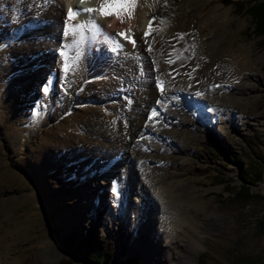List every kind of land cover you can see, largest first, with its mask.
<instances>
[{
	"label": "bare ground",
	"instance_id": "bare-ground-1",
	"mask_svg": "<svg viewBox=\"0 0 264 264\" xmlns=\"http://www.w3.org/2000/svg\"><path fill=\"white\" fill-rule=\"evenodd\" d=\"M10 1L0 0V7L8 6ZM44 1L16 0L15 4L20 13L27 10L29 4L34 9L36 3L39 5ZM66 1L71 10L79 13L75 18H80L79 21L84 24L88 16L83 18L81 7L86 4L89 8L91 2L93 6L99 3L113 13L120 11L123 22L115 14L104 15L99 24V33L95 31L92 35H85L83 31L84 39L80 42L81 34L78 32L74 36L69 31L78 24L64 14L62 0H47V4L40 8L46 17L45 22L49 24L42 34L34 32L28 35L30 30L27 31V28H37V23H40L37 18H32L34 13L32 20L29 19L31 15L28 20L20 17L22 24L19 30L11 17H5L10 27H0V90L1 86L6 88L8 74L19 70L21 73L16 81L20 82L22 94L12 95L11 99L5 100L8 94L3 89L0 91L2 141L7 143L13 158L17 156V160L11 162V169L0 175V186L16 187L10 201L0 203V264L59 262L64 249L55 234L47 230L38 234L39 230L29 227L33 210L41 207L43 213L51 211L56 204L54 200L60 201L69 195L73 198L76 196L75 203L80 198L88 201L91 198L89 194L75 193L78 182H90L98 187L99 176H104V179L109 176L119 178H115L111 188L118 213L112 215L111 225L115 220L117 224L124 222L131 227L133 239L124 242L126 249L132 251L144 248L146 254L161 263L164 259L169 261L171 257L179 259L181 254L180 264H190L207 225L203 226L202 221L188 214L187 208L206 211L204 196L208 192L198 176L199 165L188 160L190 148L205 140L209 122L220 121L232 127L234 110H246L252 104L253 101L248 97V90L253 89L251 76L260 72L259 62L263 57L256 54L253 47L232 44L243 26V20L239 21L238 30L232 31L231 10L223 9L221 5L208 7L219 0H135L130 18L121 8L128 0H110L108 5L104 0ZM61 31L69 33L63 35L66 37L62 41ZM21 33H24V38L14 46L16 49L6 50V44L21 37ZM119 33L129 34L130 43L122 45L113 42L120 37ZM178 34H183V39ZM31 37L34 39L31 40ZM103 42L110 49H119V55L123 54V57L106 58L103 44L100 45ZM23 43L29 51H33L35 63H32L33 58L27 61L23 57L29 52ZM43 48L52 58L55 52L59 54L61 51L66 52L67 57H56L57 63L53 64L48 57L42 56L40 50ZM70 53L74 54L72 58L68 56ZM9 54L16 65L5 63L4 58ZM140 60L144 61L142 67L138 66ZM168 60L175 62L166 63ZM65 62L69 65L67 72L64 69ZM223 64L236 69L231 74L222 75L220 65ZM58 67L61 71L59 75L63 76L57 77ZM100 69L103 70L100 72ZM139 69L150 79L155 76L164 82L163 94L157 89L143 88L137 76ZM97 73L101 76L97 77ZM90 74L92 79L95 78L92 85L88 86L92 88L90 95L96 102L94 104L112 100L107 107L109 114L103 113L101 109H96L92 114L69 112L75 98L86 94L87 88L75 97L77 89L83 88ZM41 75H45L44 80ZM40 80H48L50 90L58 81L55 98L50 91L49 95L45 93L49 100H36L40 95L35 93V86ZM16 81L14 84H17ZM119 94L126 95L132 103L127 104L116 97ZM188 101L193 103L190 113L182 108V102ZM126 104L130 105L129 108H126ZM23 107L27 108L26 113H23ZM172 107L179 109L174 111ZM154 110L158 115L153 116ZM178 112L184 114L178 117ZM195 117L198 124L193 121ZM187 123L195 124L190 127ZM79 129L81 136L77 134ZM76 140L79 147L73 145ZM174 142L181 145H175ZM118 148L121 149L119 154L123 151L126 155V164L121 163L122 160L117 163L119 155L115 156L111 152ZM159 149L166 152L164 160L159 162L166 164L151 168L154 164L147 163L153 157L151 150ZM31 151L36 160L26 162V159L31 158ZM92 151L94 155L87 158ZM98 159H106L108 164L98 163ZM21 161H25L24 168L19 165ZM52 170L57 178L52 177ZM29 176H32V180ZM27 186L33 191L23 192L22 187ZM86 188L82 187V191ZM184 189L187 191L184 192ZM129 194L136 196V202L129 203L136 219H130L123 213L124 198ZM81 204L80 199L79 207L75 208L77 215L83 217L91 208L97 213L96 206ZM157 210L159 218H155ZM43 213L39 212L38 215ZM63 215L65 221L69 219V211ZM11 216L17 219L18 229L13 230L5 223ZM149 231L155 235L156 241ZM158 239L166 242V247H162ZM185 250L186 255L183 253Z\"/></svg>",
	"mask_w": 264,
	"mask_h": 264
},
{
	"label": "rangeland",
	"instance_id": "rangeland-1",
	"mask_svg": "<svg viewBox=\"0 0 264 264\" xmlns=\"http://www.w3.org/2000/svg\"><path fill=\"white\" fill-rule=\"evenodd\" d=\"M15 1L16 0H11L8 6H2L3 8H5V10L0 7V10H2V14L0 15V27H7V29L10 27V25L5 22V17L9 16L11 17V20L14 21L13 24L17 26L19 30V26L20 24H22L20 19L24 17L25 20H28L29 16L31 15L29 19L32 20L31 17L34 13V17L32 18H37V22L40 23H37V28H27V31L30 30L28 32V35L31 36L34 32H40L42 34L43 30L46 29L47 25L49 24L45 22L46 17L43 16L40 8H42L43 4H47V0H45L43 4H41L42 2L39 5L38 3H36L34 9L32 8L31 4H29L27 10H23L20 13L17 10L18 5L15 4ZM62 1L64 3L63 12L65 14L67 11L66 8H68V6H66L68 2H65V0ZM248 1H251V4L258 3V1L254 0H219L213 2L210 6H208L213 7L221 5L223 9L231 10L232 21L230 29L232 31L238 30V23L240 20H243V26L240 29L239 34L236 35L232 44L236 46L242 44L248 47H253L254 52L260 57H263V59L259 62L260 72H257V75L254 74L256 76H251V79H253V89L248 90L250 92L248 97L251 98L250 101H253L252 104L248 106L246 110H234L232 127H229V125H226L225 123H222L220 121H215L214 123L209 122V129L205 133V140H202L200 141V143H196L195 145L193 144L190 148L188 160L199 165L198 176L201 179L202 184L208 188V192L204 196V200L207 203L206 211L194 210V208L189 209L184 206L185 209L187 208V213L191 214L194 219L202 221L203 226L207 225V227L203 229L200 246L196 248L194 259L190 264H264V23H261V26L256 28V26H258L256 25V18H252L249 9H247L248 5L246 3ZM88 6L89 8L91 7L90 9L95 10L92 12V19L94 21L97 20L98 23L96 24L99 25L100 21L104 19V15H101V11H99V8L94 7L92 3H90ZM256 9L261 10V7ZM258 16L262 18L263 13H258ZM95 17H97L98 19ZM77 23L81 24L80 21ZM84 31H87L91 34L95 33V30L91 28H85ZM9 34L11 36L12 32L10 31ZM61 34L62 37L60 40L62 41V39H64L66 36H63L64 31H61ZM128 35L129 34H126L127 39L125 38V36H118L117 41L119 42V44H129L131 38ZM20 36L21 37L13 40L15 42V45H12L14 43L13 41H11L12 43L6 44V50L9 49L10 51H12L13 49H16V47L14 46L18 45L19 42L24 38V33H21ZM30 39L33 40L34 38L31 37ZM106 43L108 44V41H106ZM107 44L103 42L100 45H102V47L104 48L103 50L106 54V58L108 56V59H110V57L114 56L113 51L115 49H110ZM23 45L26 46L24 43ZM136 48L139 53L140 51L138 47ZM56 49L58 53L59 50L58 48ZM26 50L29 51L27 46ZM44 50V48L40 50L42 56L45 55L46 57H48L49 61H51L53 64H56L57 58L59 59L58 55H60V52L59 54H56L55 52V57L52 58L50 54L44 52ZM87 53L88 52H86V55H88ZM28 54L31 56L26 57ZM73 55V53H70L68 56L72 58ZM128 55H130V53ZM23 57L27 61H29V58H33V62L31 60L30 61L32 63L36 62L34 59L33 51H29L28 53L23 55ZM122 57L123 54H120L116 56L115 59H121ZM4 61L5 63H12L16 65V63H14L15 60L14 58H12L11 54L6 55ZM27 61H25V63ZM135 63L137 62L135 61ZM143 64L144 61H138V66L142 67ZM235 69L236 68L233 66L229 67L225 64H223L222 66L220 65V71L222 75L231 74ZM57 70L58 77L60 71L59 67ZM102 70L100 69V72ZM105 70H107V68ZM20 73L21 71L19 70L9 73V78L7 79L8 84L6 85V88H2L1 86V90L3 89V91L8 94L5 97V100L11 99L12 95L17 96L18 94H22V90H20V82L16 81L17 76ZM96 76L99 77L101 75L97 73ZM137 76L138 80L142 82L144 89H152L156 91L154 81L155 77L150 79L144 74V71H142V69L138 70ZM134 78L136 79V77ZM44 79L45 77L43 78V80ZM93 80H95V78L93 77L92 79V75L90 74L89 77L86 78L83 88H81V90L77 89L75 97L78 96L82 92V90L84 91L86 88L87 92L85 95L75 98V101L69 108L70 113L77 112L79 114H92L93 111L101 109L104 111L103 113L109 114V111H107V107L110 104L109 102L112 100L109 101L108 99V101L105 100L104 102H97V104H94L96 102L90 95L92 93V88L88 87L92 85ZM157 80L158 79L156 78V81ZM15 81L17 82V84H14ZM11 83H13V85H11ZM48 83V80L46 82H42L40 80L36 84L35 93L37 95H40L36 100L40 102L43 99L49 100L45 97V93L46 95H49L50 91L51 94H53L52 96H54L55 98L57 93L54 92L57 90L56 86L59 85L58 81L56 80L55 86L53 88L51 87V90ZM48 87L49 92L44 91V89H48ZM246 92L247 91H245V93ZM116 97L125 100L127 104L129 102L132 103V101L128 100V97L124 94H119ZM246 97L247 96H244L243 98ZM182 103L183 110H185L186 113H190L191 105L193 103H190L189 101ZM127 104L126 108H129L130 105L128 106ZM175 109L176 108L172 107V110L174 111H178L179 108L176 110ZM26 112L27 108L23 107V113ZM183 114V112L177 113L178 117ZM166 115L167 114H165L164 116ZM61 116L62 118L64 117V115ZM197 117L193 119L195 123ZM123 122L125 124V121ZM195 123H187L186 125H191L190 127H192V125H194ZM186 125L182 126L188 127ZM2 130L3 129L0 128V175L10 170L11 162L17 160V156L16 158H13L12 152L7 148V143L2 141ZM77 134L82 135L81 129L77 130ZM174 144L179 146L181 145L177 142H174ZM73 145L79 147V143L77 142V140L75 141V144L73 143ZM117 150H111V152L115 156L119 155L117 163L122 160L120 162L126 164V155L122 153L123 151L119 154L121 150L120 148H118ZM151 152L153 154V157L150 160H147V163H150L151 165L154 164L151 168L157 166L163 167L166 163H160L159 161L164 160V158L166 157L164 155L166 153L165 150H151ZM229 153L230 156L228 158L225 154L229 155ZM33 154L34 153L31 151V158H29L28 160L26 159V162L31 161L30 163H32V161L34 162L36 160V158L32 156ZM92 155H94L93 151L88 154L87 158H90ZM233 155L236 156L237 161H234L235 158L233 157ZM97 162L108 164L106 159H98ZM24 164L25 161H23V163L22 161L21 163H19V165L23 168ZM51 174L52 177L57 178V176L54 175L53 170L51 171ZM28 178L32 180V176H29ZM74 178H72V181ZM115 178L119 179L115 176H109L105 179L104 176H99L97 182L98 187L90 182H78L77 180L74 181L78 182V185L76 187L77 191L75 190L76 194H85L87 196L89 194L91 196L88 201H82V198H80L82 203L81 206H86L88 204L89 206H96L97 213L95 211H92L93 208H91L88 210L91 212L89 213L87 211L88 213H84L83 217L77 215L78 213H75V208L79 207L78 204L80 199L78 200V202H76V204V196H74L73 198L72 195H69V197L67 198H61L60 201L54 200V203L56 204L53 203L54 206L51 211H46L45 213H43L44 209L42 210L41 207L33 210L34 214L31 216L30 222L28 224L29 227H33L39 230L37 231L38 234H40L42 230H47L51 234L53 232L58 238L64 250L61 259L56 264H95L91 263L85 256L77 258L75 255L70 254L69 249H67L65 245L66 243H64L65 239H67L69 241L68 243H70L75 239L82 240L84 238H90L93 240L104 239L108 246L107 251H110L115 255L116 262L124 260L128 256L136 255L143 264H180L183 257L181 254L179 255V259L171 257L169 261L164 259L163 263H161L162 261L159 262L158 259H155L151 255L146 254L144 248H136L131 251L124 247V242H126V240L132 241L133 236L131 227L129 228L128 224H125L124 222L117 224V222L114 220V224L111 225L112 215H114V213L115 215L118 214L116 208L117 204L114 202V194L111 189L114 186ZM69 182H71V179H69ZM137 183L138 181L135 182L136 185ZM82 187H87V191H82ZM32 189L33 188H31L30 186H27L26 188L22 187V190L25 193L32 192ZM15 190L16 187L8 188L6 186L4 187L3 185L0 186V203H8L10 201L9 199H11L10 196L15 194ZM186 191L187 190L184 189V192ZM135 198V194H129L124 198L123 208L125 212L123 213L131 217L130 219H136L134 211L129 207V203L134 204L136 202ZM139 199H144V197H139ZM56 201L59 203H57ZM63 201H65V203H63ZM66 211H69V219L65 221L63 213H65ZM39 212L43 214L38 215ZM92 213L96 214L92 215ZM213 214L215 215L213 216ZM159 215L160 214L157 210L155 218H159ZM214 220L216 221L214 222ZM73 222L77 223L73 224ZM5 223L7 224V226H9V228L13 230L18 229L17 227L19 225L17 226V219L13 216L8 218ZM149 233V235L155 240V235H151V231H149ZM157 241L162 247H166V242H163L160 239H158ZM85 251H87V249ZM186 252V250L183 251L185 255Z\"/></svg>",
	"mask_w": 264,
	"mask_h": 264
},
{
	"label": "trees",
	"instance_id": "trees-1",
	"mask_svg": "<svg viewBox=\"0 0 264 264\" xmlns=\"http://www.w3.org/2000/svg\"><path fill=\"white\" fill-rule=\"evenodd\" d=\"M258 1V3L251 4V1H248L246 4L248 5L247 9H249L252 18H256V28L261 26V23H264V0H254ZM251 4V5H250ZM256 9V8H260ZM255 8V9H253ZM253 9V10H252ZM262 12L263 17H259L258 13ZM228 158L230 156L225 154ZM236 160V156L233 155ZM65 239L66 247L69 249L70 254L75 255L77 258H81L85 256L91 263L95 264H143L136 255H131L125 258L124 260H120L116 262L115 255L112 252H108V246L104 239L93 240L90 238H84L82 240H73L70 243ZM87 251H85L86 249ZM108 252V253H107Z\"/></svg>",
	"mask_w": 264,
	"mask_h": 264
},
{
	"label": "snow or ice",
	"instance_id": "snow-or-ice-1",
	"mask_svg": "<svg viewBox=\"0 0 264 264\" xmlns=\"http://www.w3.org/2000/svg\"><path fill=\"white\" fill-rule=\"evenodd\" d=\"M104 3H105L106 5H108V4H110V0H104ZM134 7H135V0H128L127 3H125V4H123V5L121 6L122 11H123L125 14H127V15L129 16V18L131 17L132 10L134 9ZM84 11H87V12H93V11H95V10L89 8V9H85ZM113 14L117 15L118 17H121V22H123V18H122V16H121V12H120V11H117V12L113 13V12L110 11V10H105V9H104V6L102 5L101 15L108 16V15H113ZM77 15H79V13L74 12L73 10L69 9V11H68V18H69L70 20H71V19H74ZM85 28H91V29H94L97 33H99V31H100L99 25H97V24L95 23L94 20L88 21V22H86L85 24L74 25V26H72V27L69 29V31H70L74 36L79 32V33L81 34V41H80V42H82L83 39H84V37H83V31H84ZM151 30H152V29H151V22H150V24H149V31H151ZM64 34H65V35H68L69 33H68V32H65ZM118 35L125 36V38L127 39V36H126L125 33H119ZM147 35H148V32L145 33V36H147ZM178 36H179L180 39H183V34H178ZM132 43L134 44L135 41H132ZM65 47H67V46H65ZM192 47H195V46L193 45ZM149 51H151V48H149ZM60 55H61V56H64L65 58L67 57V53L64 52V51H61ZM169 55H171V54H169ZM174 62H175L174 60H168V61H166V63H174ZM68 68H69V65H68L67 62H65V64H64L65 72L68 71ZM47 90H48L47 88L44 89V91H47ZM161 90L163 91V89H161ZM156 115H158V113H156L155 110H154V111H153V116H156Z\"/></svg>",
	"mask_w": 264,
	"mask_h": 264
}]
</instances>
